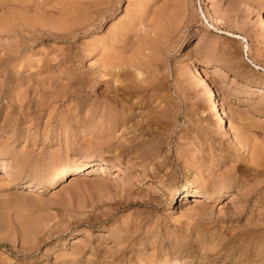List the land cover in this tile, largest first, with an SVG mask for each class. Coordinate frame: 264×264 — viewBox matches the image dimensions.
<instances>
[{
  "label": "rangeland",
  "instance_id": "1",
  "mask_svg": "<svg viewBox=\"0 0 264 264\" xmlns=\"http://www.w3.org/2000/svg\"><path fill=\"white\" fill-rule=\"evenodd\" d=\"M263 16L0 0V264H264ZM193 64L221 69L204 72L227 129ZM87 161L106 169L34 190ZM188 181L210 199L183 200Z\"/></svg>",
  "mask_w": 264,
  "mask_h": 264
},
{
  "label": "bare ground",
  "instance_id": "2",
  "mask_svg": "<svg viewBox=\"0 0 264 264\" xmlns=\"http://www.w3.org/2000/svg\"><path fill=\"white\" fill-rule=\"evenodd\" d=\"M95 2V1H93ZM92 2V3H93ZM97 2V1H96ZM117 18V17H116ZM115 18V19H116ZM105 19V18H103ZM262 25L264 28V16L262 18ZM229 35H233L234 37H237L238 35L231 33ZM193 69L197 76H199L200 85L203 86V93L205 97L210 99V105H211V111L215 119H217V123H219L220 129H227V124L225 122V118L223 117L222 113V103L220 101V98L218 94L216 93L214 85L210 82L208 75L204 71H210L213 70L215 72L221 71V69L217 66H212L211 64H193ZM258 85V84H257ZM260 86V85H259ZM127 88V87H126ZM101 167L102 170L106 169L103 163H98V161H87L82 164L74 165L69 164L58 170L54 176L48 180L46 183H39L34 185V190L43 191L47 189L45 185L47 184L49 187H53L56 185H59L63 182V179L65 177H68L70 175L79 174L82 171H86L92 167L95 166ZM5 168V166H3ZM2 169V168H1ZM194 184L192 181H188L185 185H183V188L185 189V198L183 200L190 201L192 198L197 197L199 195L205 197V199L209 200L210 195L207 192H204L202 195L201 190L195 189L193 190ZM31 187V184H26L25 187ZM45 187V188H44ZM77 231L73 232V236L71 237V241L77 238ZM73 242V241H72Z\"/></svg>",
  "mask_w": 264,
  "mask_h": 264
}]
</instances>
